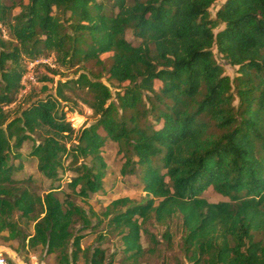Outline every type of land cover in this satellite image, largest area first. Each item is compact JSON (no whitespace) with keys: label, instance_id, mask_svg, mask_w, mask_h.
Instances as JSON below:
<instances>
[{"label":"trees","instance_id":"obj_1","mask_svg":"<svg viewBox=\"0 0 264 264\" xmlns=\"http://www.w3.org/2000/svg\"><path fill=\"white\" fill-rule=\"evenodd\" d=\"M79 103L95 120L75 129L64 108ZM107 139L144 196L86 210L75 198L106 192ZM27 141L42 195L13 176ZM15 211L58 264H111L82 247L101 227L125 260L178 232L190 264H264V0H0V231L19 232Z\"/></svg>","mask_w":264,"mask_h":264},{"label":"rangeland","instance_id":"obj_2","mask_svg":"<svg viewBox=\"0 0 264 264\" xmlns=\"http://www.w3.org/2000/svg\"><path fill=\"white\" fill-rule=\"evenodd\" d=\"M223 1L216 2L211 8L210 13L214 16L215 11L221 6ZM127 37H130L127 34ZM216 60L225 67L226 73L232 78L235 73V68L230 66L222 56L214 50ZM106 56V55H105ZM30 66V64H29ZM28 66V67H29ZM40 71L46 72L44 68ZM30 71L25 79L32 81L34 86L39 89L42 83L36 82ZM77 76L75 72H64L62 77L54 76V81L60 79L64 81L68 78H74ZM102 81L108 85L111 90H114L116 84L112 81H107L102 79ZM50 89L51 93H54L53 85ZM44 95H41L43 97ZM69 107H65L66 118L71 122L72 126L77 129L80 126H88L91 124L95 117L93 116L90 109L81 103L75 107L74 111L68 110ZM100 134L105 136V133L100 129ZM31 141L24 143L20 149L21 156L18 159L13 160V164L18 167L14 173V178L17 181V185L20 187H27L30 191L42 195L50 186V181H48L40 172L36 169V161L28 155L30 150ZM118 146L116 143L107 139L105 141L104 147L102 149L103 156L108 166V175L104 182L106 185L105 194H95L89 200L83 202L79 198H75L76 203L84 207L86 210L92 208L94 211H101V209L112 199L119 197H130L138 200L144 196V193L140 190L137 185L136 176L122 177L119 173V168L121 165L120 155L117 153ZM70 178V174L66 173L61 182L63 189L66 188V181ZM202 197L206 198L210 202H217L226 200L224 197L215 193L211 188L204 191ZM13 219L16 222L19 232L11 234L7 230L0 231V256H2L7 264H58L56 260V253H49L44 244L30 245L28 242V237L32 236L34 233L32 220H27L25 218L19 217V212L15 211L13 214ZM102 228V227H101ZM97 229L95 232L90 231L87 233L85 238L82 240V247L93 248L97 245L105 248L108 256L110 255L111 264H190L188 260L183 255L179 247L180 235L176 232L174 226L172 230H175V236L173 238L172 246L166 247L165 243H161L154 251H147L141 258L137 261L125 260L124 255L120 251V246L116 238L112 236L107 237L104 240L98 239V232L101 229ZM153 232H161L162 228H152ZM142 245L146 248L150 246L146 237L142 238ZM82 263V261H81Z\"/></svg>","mask_w":264,"mask_h":264},{"label":"built area","instance_id":"obj_3","mask_svg":"<svg viewBox=\"0 0 264 264\" xmlns=\"http://www.w3.org/2000/svg\"><path fill=\"white\" fill-rule=\"evenodd\" d=\"M37 62H46V63H49L48 60H46V59L38 60L35 63H37ZM32 66H33V63H30L29 68H31ZM29 78L32 79L33 77L32 76H29ZM0 264H7L6 261H5V259L2 256H0Z\"/></svg>","mask_w":264,"mask_h":264}]
</instances>
